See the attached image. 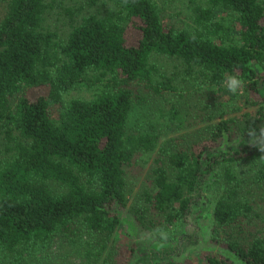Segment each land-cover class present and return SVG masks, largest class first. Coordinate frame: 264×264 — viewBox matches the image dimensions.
Listing matches in <instances>:
<instances>
[{"label":"trees","instance_id":"16d2710c","mask_svg":"<svg viewBox=\"0 0 264 264\" xmlns=\"http://www.w3.org/2000/svg\"><path fill=\"white\" fill-rule=\"evenodd\" d=\"M4 1L0 252L24 264L29 250L92 235L94 252L83 248V255L104 252L100 264H113L116 210L127 204L123 167L156 144L155 135L127 129L138 90H176L178 76L220 90L237 75L253 107L244 120L219 110L203 138L160 149L165 162L150 170L130 209L139 220L146 210L159 215L167 229L212 179L210 240L231 258L207 253L191 264H264V232L248 228L264 210V153L247 136L264 125V0H202L191 13L194 26L180 28L163 22L154 0H69L74 7L61 4L58 15L56 0ZM157 56L178 60L180 73H163ZM79 88L93 92L64 99ZM169 115L180 122L174 107Z\"/></svg>","mask_w":264,"mask_h":264},{"label":"rangeland","instance_id":"374dc122","mask_svg":"<svg viewBox=\"0 0 264 264\" xmlns=\"http://www.w3.org/2000/svg\"><path fill=\"white\" fill-rule=\"evenodd\" d=\"M56 1L58 7L54 9V12L57 15L61 10L59 5L73 6L74 4V2L69 0ZM100 1L106 2V0H98V3ZM154 1L161 10L163 22L170 23L177 28L194 26L190 22L191 13L195 5H202V2H200L202 0ZM4 12L5 1L0 0V19ZM56 14L51 13L50 15L55 18ZM154 60L163 73L176 74L181 71V64L174 58L157 56ZM177 80L178 87L176 90L155 96L140 89L137 92L138 94L141 93L140 97L132 100L127 117V129L155 135L156 144L152 152L136 156L129 164L123 167L127 204L124 208L116 210L120 225L114 234V243L110 249V259L113 264H130L135 244L138 247L137 253L144 255L148 246L154 242L148 241L145 235H152L153 230L160 228L161 224H163L160 216L149 210H146L144 217L139 220L130 209L133 200L136 199L135 197L140 196L143 186L147 184L150 170L159 164V160L165 162V157H162L160 149L164 151L171 150L184 146L190 140H194V138H203L206 136L208 126L215 122L216 113L219 110H222L227 118L239 121L244 120L246 117L244 114L253 108L249 104V94L244 90L238 95H233L227 91L225 86L220 90L217 88L211 89L201 78L196 76L186 79H181L178 76ZM28 92L29 94L43 93L38 89H32ZM92 92L91 88H79L67 92L64 95V99L71 97L87 98ZM141 97L143 98L141 99ZM170 107H174L179 113L180 122H177V119H173L169 115ZM50 110L53 116L56 113L55 105H52ZM233 142L230 141L229 144ZM237 166L239 165L237 164ZM239 167L245 168L246 165ZM212 182L213 180L210 179L201 187L202 198L205 203L202 214L200 213L201 210L194 209V213H187L179 223L177 222L174 226H167V229H165L168 231L172 227L167 245L171 243L175 236L181 235V232L195 234L193 244L177 256L175 260H169L180 264H191V262L200 260L201 256L207 253L229 256L222 244L213 243L210 240L212 225L209 211L215 197L214 187H210ZM252 217L254 225L251 224L248 228L251 231L264 232V210L257 211L256 217ZM161 229L163 230L164 228ZM220 236L223 241L224 237L221 233ZM87 238L86 244H80ZM91 238L92 235H89V237L85 235L75 243L69 244L55 241L45 249L38 247L34 250H29L26 254L28 256L23 262L24 264H100L104 252L99 258L83 255V248H86L90 253L94 252V249L89 247V242H93ZM155 261H157L155 264H164L168 260L166 258V260L156 259ZM0 264H15L13 256L0 252Z\"/></svg>","mask_w":264,"mask_h":264},{"label":"clouds","instance_id":"9594fccd","mask_svg":"<svg viewBox=\"0 0 264 264\" xmlns=\"http://www.w3.org/2000/svg\"><path fill=\"white\" fill-rule=\"evenodd\" d=\"M127 2L128 0H124L125 4ZM223 84L227 91L233 95L240 94L244 87V81L237 75H228ZM247 136L249 137V145L264 153V125L259 129L250 127L247 129ZM145 238L150 242L154 241L157 248L164 249L170 239V232L158 227L153 230L152 235H145Z\"/></svg>","mask_w":264,"mask_h":264},{"label":"flooded vegetation","instance_id":"af4514ba","mask_svg":"<svg viewBox=\"0 0 264 264\" xmlns=\"http://www.w3.org/2000/svg\"><path fill=\"white\" fill-rule=\"evenodd\" d=\"M195 201L193 204H191V206L189 207V211L187 213H194V209H199L201 210L200 213L202 214V212L204 211V200L202 198V194L199 193L198 195H195L194 197ZM186 216V214H185ZM195 239V234L194 233H190V232H181V235L179 236H175L172 240L171 243H169L168 245H166V247L164 249H151V251L148 254H145L146 257H148L149 259L153 258V262H157L155 261V259H159V260H167L171 261L172 259L175 260V258L177 256H179L184 250H186L191 244H193ZM173 243V244H172ZM143 255V254H142ZM171 259V260H169ZM145 262V261H143ZM152 262V264H153ZM167 262V261H166Z\"/></svg>","mask_w":264,"mask_h":264},{"label":"water","instance_id":"95a60500","mask_svg":"<svg viewBox=\"0 0 264 264\" xmlns=\"http://www.w3.org/2000/svg\"><path fill=\"white\" fill-rule=\"evenodd\" d=\"M155 246V247H154ZM153 247L155 248V249H158L157 247H156V244H154V242H152L149 246H148V248H147V251H146V253L145 254H148L150 251H151V249H153ZM137 249H138V247H137V245L135 244V248H134V250H133V256H132V258H131V262H130V264H152V262L154 261L153 260V258L152 259H149L148 257H146V255H140V254H138L137 253ZM162 250V249H161ZM226 251V250H225ZM156 260V259H155ZM143 261H145V262H143Z\"/></svg>","mask_w":264,"mask_h":264}]
</instances>
